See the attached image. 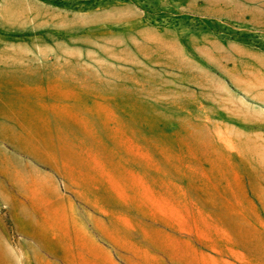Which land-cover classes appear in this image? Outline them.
I'll return each instance as SVG.
<instances>
[{
    "label": "rangeland",
    "instance_id": "1",
    "mask_svg": "<svg viewBox=\"0 0 264 264\" xmlns=\"http://www.w3.org/2000/svg\"><path fill=\"white\" fill-rule=\"evenodd\" d=\"M36 1L42 9L0 0L6 19L44 15V32H17L13 43H42L68 56L59 64L88 66L66 74L73 82L85 76L86 99L59 102L64 88L80 91L76 83L51 85L24 104H7L0 89V128L7 119L20 124L22 144L46 152L75 143L58 125L85 114L101 130L108 160L122 162L141 184L162 175L154 146L163 140L196 156L228 146L236 177L252 174L247 187L263 198L247 207L251 223L260 211L264 224V0ZM5 59L7 24L0 23Z\"/></svg>",
    "mask_w": 264,
    "mask_h": 264
},
{
    "label": "crops",
    "instance_id": "2",
    "mask_svg": "<svg viewBox=\"0 0 264 264\" xmlns=\"http://www.w3.org/2000/svg\"><path fill=\"white\" fill-rule=\"evenodd\" d=\"M23 1L42 9L36 0ZM0 23L7 24V59L0 60L7 104L67 83L80 91L64 88L59 102L82 104L85 76L73 82L66 74L88 66L59 64L68 56L42 43H13L17 32H44L42 12L19 19L2 12ZM84 115L58 125L75 143L46 152L22 144L20 124L7 119V129L0 128V264H264L262 214L252 224L247 211L263 198L247 187L252 174L236 177L228 146L196 156L163 140L154 146L162 175L141 184L122 162L108 160L101 130Z\"/></svg>",
    "mask_w": 264,
    "mask_h": 264
}]
</instances>
